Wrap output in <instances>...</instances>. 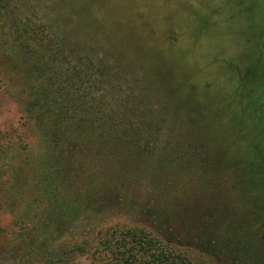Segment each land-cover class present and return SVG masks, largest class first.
Masks as SVG:
<instances>
[{"label":"trees","instance_id":"16d2710c","mask_svg":"<svg viewBox=\"0 0 264 264\" xmlns=\"http://www.w3.org/2000/svg\"><path fill=\"white\" fill-rule=\"evenodd\" d=\"M90 1L0 0L1 74L42 141L37 157L27 154L22 140L0 144V177L10 169L16 189L12 207L24 199L29 184L39 186L19 215L22 230L0 245V260L76 264L70 257L80 254L89 256L91 264H199L200 258L205 264H264V31L256 41L238 31L231 18L223 21L231 24L230 38L241 36L224 44L223 52L235 47L243 52L225 63L228 71L218 81L204 74L211 81L198 78L195 84L178 76L182 59L160 64L164 72L150 73L152 88L132 101L134 109L145 100L157 112L152 119L167 123L182 114L194 121V144L190 141L185 154L178 155L174 140L175 153L171 147L157 148L152 123L138 129L123 118L128 100L122 98L127 83L120 59L132 66L142 62L130 29L94 24L97 13L93 24H60L65 10H82ZM235 4L238 17L233 19L254 23L258 17L257 24H264V0ZM200 32L202 37L210 31L203 27ZM250 34L258 33L252 27ZM104 39L112 41L118 55ZM140 66L132 73L144 72L145 65ZM217 88L211 118L204 123L192 115L189 95L207 99ZM150 116L145 112L142 118ZM220 123L224 127L219 130ZM99 157L105 165L112 158L128 161L122 170L128 180L137 171L142 174V167L158 164L162 174L155 175L159 193L150 201L154 207L132 203L144 210L136 216L141 225L134 228L86 230L73 242L58 243L75 228L79 215L94 207L87 200L104 175L97 170Z\"/></svg>","mask_w":264,"mask_h":264},{"label":"rangeland","instance_id":"374dc122","mask_svg":"<svg viewBox=\"0 0 264 264\" xmlns=\"http://www.w3.org/2000/svg\"><path fill=\"white\" fill-rule=\"evenodd\" d=\"M59 1L61 0H50L52 5H56ZM213 2L214 0H91L88 6L81 8L82 10H78L77 7L65 10L62 17L59 15L60 24L76 27L78 24H93L92 19L97 13V19H93L96 21L94 24H124L133 33L134 44L139 46L137 52L141 53L138 60L142 62L132 66L129 62L127 65L123 59H120L125 66L124 79L127 83L122 98L128 100V103H125L126 109L123 111V118L126 117V122H135L138 129L146 128L148 123H152V134L157 140L158 149L170 148V144L174 140L177 142L178 155H184L190 141L191 145L194 144L193 138L196 137V133L194 121L191 119L184 120L180 116L182 114L177 115L174 121L164 123L163 119H152L156 118L157 112L151 105L145 104V100L143 101L144 106L140 105L138 110L134 109L132 101L143 97L141 91L152 88V83L148 81L152 78H150V73L157 68V70L164 72L161 70L160 64L166 66L168 62L182 59L184 64L177 68L180 71V74L177 73L178 76L188 77L195 84L198 83L195 81L198 78L207 80V83L211 81L210 79L205 80L204 74L211 78L216 76L218 81L220 74L223 75L228 71L225 69V63L243 52L235 47L236 45L233 50L229 49V51L223 52L224 44L229 46L235 41H239L238 38L241 37L238 34L232 35L230 38L228 31L231 29L229 26L231 24L227 26V23H223V21H228L231 18L233 23H237L239 29L241 28L238 31H243L246 37L249 36L256 41L259 37L261 39V32L264 31V24H257L258 17L256 18L257 22L254 23L241 22L236 20L237 18H232V15L238 17L236 12L239 7L235 4V0L232 4L226 3L227 1L224 2V0ZM212 4L219 8L215 9L216 7L214 8ZM190 8H193V12ZM258 13L256 9V14L258 15ZM203 27L210 32L209 35L205 33L201 37L200 29ZM252 27L258 34H250ZM101 38L103 39L102 36ZM104 41L110 42L114 54L118 55L112 41L105 39ZM101 56L103 55L101 54ZM142 63L145 65V71L143 72L142 68L140 74L132 73L140 70ZM118 71L120 72L121 69L119 68ZM1 73L0 70V144L17 143L18 140H22L23 144L26 145L27 154L31 157H37L42 152L41 138L37 135L34 125L26 113L25 106L20 99L14 97V89L9 88V84ZM222 75L220 79H222ZM105 86L108 91L112 89L111 83H107ZM217 90L218 88L207 99L189 95L193 103L189 107L191 112H194L192 115L203 117L204 123L211 118L210 104ZM134 102H138V100ZM120 105L122 106L121 103ZM145 112L151 114L149 120L142 118ZM132 114H135L137 118L133 117ZM223 127V123L218 125L219 130ZM172 147L176 149V146ZM172 147L169 151L175 153ZM114 153L117 154L115 151ZM111 160L112 164L105 165L107 163L103 157L98 158L99 169L97 170L99 172L104 170V175H100L95 191L87 200L88 206L94 207L91 211L79 215L75 228L66 231L58 243L73 242L76 238H81L86 230L97 233V231L105 232L110 227L134 228L137 224L141 225L140 221H136V216L139 217V214L144 211L140 209L143 208V204H149V206L144 205V207H148V210L154 207L150 201L156 200L155 195L159 193V188L156 186L157 178H155L159 171L162 174V170L158 168L159 165L154 162L142 167V174L137 171L128 180L125 175H122V170L129 166L128 161H119L117 158ZM90 170H93L92 166ZM33 187L39 186L29 184L26 187V194L23 195L24 199L18 200L17 207L13 208L12 203L16 189L12 186L11 170H7L5 177H0V230L3 233L0 236L1 246L13 233L22 230L18 218L24 211L25 203L28 202L30 194H34L35 189ZM159 187L161 192V184ZM132 203L140 208L134 207ZM70 260L76 264H91L90 257L86 255L74 254ZM205 261V259L200 258L199 264H205ZM0 262L1 264H10L7 259L0 260Z\"/></svg>","mask_w":264,"mask_h":264}]
</instances>
